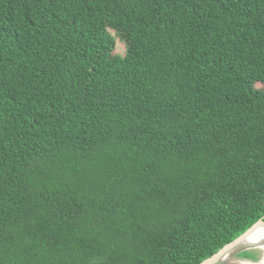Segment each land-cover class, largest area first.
<instances>
[{"label":"trees","instance_id":"obj_1","mask_svg":"<svg viewBox=\"0 0 264 264\" xmlns=\"http://www.w3.org/2000/svg\"><path fill=\"white\" fill-rule=\"evenodd\" d=\"M263 216L264 0H0V264H199Z\"/></svg>","mask_w":264,"mask_h":264},{"label":"water","instance_id":"obj_2","mask_svg":"<svg viewBox=\"0 0 264 264\" xmlns=\"http://www.w3.org/2000/svg\"><path fill=\"white\" fill-rule=\"evenodd\" d=\"M259 230L264 232V216L252 224L237 238L224 245L216 253L204 259L199 264H246L245 262L251 264L254 263L249 260H242L237 256L246 251H261V248L264 247V236L255 242L250 241V238ZM238 258L240 260H238Z\"/></svg>","mask_w":264,"mask_h":264},{"label":"rangeland","instance_id":"obj_3","mask_svg":"<svg viewBox=\"0 0 264 264\" xmlns=\"http://www.w3.org/2000/svg\"><path fill=\"white\" fill-rule=\"evenodd\" d=\"M115 52L117 54H119V55H123L124 54V47L121 44L118 43L116 45ZM252 252L256 253L257 259L259 260L258 262H260L262 260V258H263V255H264L263 252L262 251L260 252L259 250H255V251H252ZM238 260H240V259L238 258Z\"/></svg>","mask_w":264,"mask_h":264},{"label":"bare ground","instance_id":"obj_4","mask_svg":"<svg viewBox=\"0 0 264 264\" xmlns=\"http://www.w3.org/2000/svg\"><path fill=\"white\" fill-rule=\"evenodd\" d=\"M262 236H264V232L259 230L258 232H256V233L250 238V241H251V242H255V241H257L259 238H261ZM261 251H262L263 254H264V247L261 248ZM245 263H246V264H250V263H248V262H245ZM252 264H254V263H252ZM258 264H264V255H263L262 260H261Z\"/></svg>","mask_w":264,"mask_h":264}]
</instances>
